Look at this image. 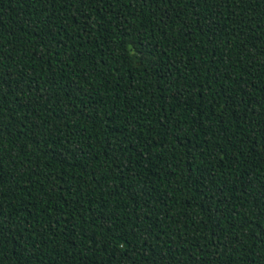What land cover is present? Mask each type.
I'll return each instance as SVG.
<instances>
[{"label": "trees", "instance_id": "obj_1", "mask_svg": "<svg viewBox=\"0 0 264 264\" xmlns=\"http://www.w3.org/2000/svg\"><path fill=\"white\" fill-rule=\"evenodd\" d=\"M0 264H264V0H0Z\"/></svg>", "mask_w": 264, "mask_h": 264}]
</instances>
